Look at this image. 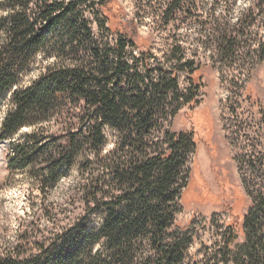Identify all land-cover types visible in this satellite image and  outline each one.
I'll use <instances>...</instances> for the list:
<instances>
[{
  "label": "trees",
  "instance_id": "1",
  "mask_svg": "<svg viewBox=\"0 0 264 264\" xmlns=\"http://www.w3.org/2000/svg\"><path fill=\"white\" fill-rule=\"evenodd\" d=\"M183 1L171 0L165 15ZM120 10L117 0H0V142L8 141L9 173L45 195L75 172L68 201L81 206L74 217L68 202L32 207L14 242L0 248V264H182L197 234L174 220L194 134L169 126L181 105L196 103L198 67L180 65L182 89L176 74L149 63V52L129 53L135 26ZM90 22L106 26L114 43L96 37ZM257 52L264 60V41ZM251 139L250 150L236 139L249 199L242 241L230 248L238 232L226 223L221 264H264V148Z\"/></svg>",
  "mask_w": 264,
  "mask_h": 264
},
{
  "label": "rangeland",
  "instance_id": "2",
  "mask_svg": "<svg viewBox=\"0 0 264 264\" xmlns=\"http://www.w3.org/2000/svg\"><path fill=\"white\" fill-rule=\"evenodd\" d=\"M170 1L117 0L119 14L125 15L122 19L135 26L136 48H129V53L149 52L153 56L149 63L159 61L176 74L182 89L188 79L180 65L188 61L198 67L194 77L200 78L196 103L181 105L169 126L171 133L192 132L195 143L186 165L188 186L174 220L181 226L192 223L191 228L197 231L182 264H221L226 223L233 224L238 232L230 246L233 248L242 241L240 224L249 204L237 170L240 143L236 139L245 142L241 148L250 150L254 137L259 148H264V60L257 52L264 41V0H188L165 15ZM82 10L85 18H91L90 8ZM110 21L114 28L122 29L120 23L116 27L115 18ZM90 27L100 40L105 35L103 43H114L116 35L106 32V26L98 30L90 22ZM224 42L226 53L220 54ZM178 57L180 62L174 59ZM4 111L5 107L0 109V121ZM112 146L108 142L104 152ZM9 153L8 144L0 142L1 249L14 242L20 219L43 200L68 202L67 210L73 217L81 212L79 202L72 206L68 201L69 187L77 179L75 172L43 195L23 175H10ZM143 256L150 258L153 252L145 249Z\"/></svg>",
  "mask_w": 264,
  "mask_h": 264
},
{
  "label": "bare ground",
  "instance_id": "3",
  "mask_svg": "<svg viewBox=\"0 0 264 264\" xmlns=\"http://www.w3.org/2000/svg\"><path fill=\"white\" fill-rule=\"evenodd\" d=\"M1 165V164H0ZM1 167V166H0Z\"/></svg>",
  "mask_w": 264,
  "mask_h": 264
}]
</instances>
